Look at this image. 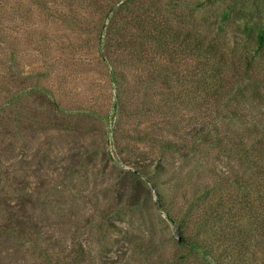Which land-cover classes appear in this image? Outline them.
Wrapping results in <instances>:
<instances>
[{
	"label": "rangeland",
	"instance_id": "rangeland-1",
	"mask_svg": "<svg viewBox=\"0 0 264 264\" xmlns=\"http://www.w3.org/2000/svg\"><path fill=\"white\" fill-rule=\"evenodd\" d=\"M197 1L207 2L0 0V107L22 95L5 128L0 117V192L12 210L19 196H32L23 213L39 230L32 238L0 234V264H69L76 252L81 264H216L181 244L182 196L252 171L230 149L264 128V54L247 66L244 39L228 23L211 43L224 56L213 74L209 55L149 38L164 25L208 45L218 32L214 15L234 1L194 10ZM134 39L148 56L141 61L121 48ZM173 72L186 77L191 97L180 96L177 81L166 85L163 75ZM221 73L224 87L214 91ZM42 86L62 112L37 98L33 89ZM166 141L181 151L161 149ZM135 169L152 181L132 178ZM196 212L185 216V239L203 240L216 257L226 234L255 235L252 219L236 209L231 230ZM249 252L246 264H264V242ZM224 256V264H242Z\"/></svg>",
	"mask_w": 264,
	"mask_h": 264
},
{
	"label": "trees",
	"instance_id": "trees-1",
	"mask_svg": "<svg viewBox=\"0 0 264 264\" xmlns=\"http://www.w3.org/2000/svg\"><path fill=\"white\" fill-rule=\"evenodd\" d=\"M221 1L224 0H207V2H211L213 4H217ZM232 1L234 2L225 5L220 11H218L217 14L214 15V21L211 22V25L216 27L218 32L216 35H213L215 37L212 38L208 45L205 44L200 36L193 35V33H190L189 31H168V28L164 25H157L156 29L159 31V34L155 37L150 36L149 38H152L159 48L163 46L161 38L164 42H166V39H172L177 43L180 42V45H186L187 48L192 47L196 52L207 54L210 56L212 62L213 68L211 72L213 74L216 72L220 73L218 66L224 64V56L222 50H219L218 47L212 45L211 43L221 41V34L224 33L225 26L228 23H233L237 25L239 33L242 35V39H244L245 60H247L246 64L247 66H251V64L254 63L256 56L260 57L261 54H264V0ZM207 2L197 1L194 6V10L204 9ZM179 18L185 19L183 15H179ZM134 41H136V43L131 41L126 43V47L121 48L128 51V56L130 58L132 57L131 61L134 59L141 61L142 59L147 58L148 56L146 55V51H144L142 42L137 39H134ZM124 42L125 41H122L121 43L124 44ZM220 45L224 46L223 43H220ZM123 52L127 55L126 51ZM102 57L105 61L107 60L106 56L102 55ZM247 71H250L251 73V69H247ZM222 75V73L221 76L213 75L215 78L220 80V86L214 87L212 90L215 91L223 89L224 86L221 82ZM111 77L114 83L118 82L119 79L116 78V73L114 74L113 72ZM253 77L254 75H252V73L247 75L248 80H253ZM163 78L166 85L173 81L179 82V85L182 87V94H180V96L187 95V97H191L190 93L192 91L190 92V88L186 87L185 84H187V82L184 81L186 77L181 73L177 74L173 72L171 75L164 74ZM215 78L213 79V84L218 81ZM33 92L43 103H46L55 110H61L59 107L60 105L53 97L51 91L47 88L43 86L37 87L33 89ZM21 97L22 95L19 94L12 95V97L0 107V117L2 119L3 128L7 126L5 124L13 120L12 115L14 105ZM118 107L119 105H115L117 110ZM8 108L13 111L10 114H6V116L4 111ZM215 141V139H205V142L209 144L215 143ZM178 145L179 144L175 141H166L163 145L161 144V149L180 152L181 148H178ZM230 150L249 162L253 168L252 171H250L247 175H236L231 179H227L223 182L222 186L220 187L219 185L215 191H213L214 187L210 188L208 186L205 187L201 194H198L197 191L191 189V191L188 192V199H186L188 195L183 193L184 195L182 196V199L186 203L188 209L186 210V213H184V215L182 214V217H180L184 220H178L180 222L179 227L181 228V234L183 236L181 244L190 249L193 253L203 254L206 259L213 258L216 264H224V254H234L239 258L238 260L242 264H246V257H241L242 253L252 256L253 253L249 252V250L252 247L261 245L264 242V128L262 131H256L249 139H242L240 144L232 145ZM3 174L7 175V172H4ZM129 175L137 180H141L142 177H146L152 181V179H150L151 174L146 171H139L138 169H135L133 171H129ZM154 186L156 187V185ZM214 192H216V194H213ZM28 196L29 195L26 194L19 196L18 200H20V204L19 206L16 205V210H12L11 208L8 209L10 207V200L12 199L8 195H4L0 192V209L7 207L6 209L10 214L9 219L0 224V234L28 238L31 236L34 237L35 233H39L37 226L38 223L30 217L26 218V213H23L25 206L23 202H32L33 197L30 196L28 198ZM1 206L3 207L1 208ZM234 209L252 219V223H254V225L251 229L255 232L254 236H248L244 229L242 230L240 228H237L232 235L226 234L225 237L227 236V241L224 247H218L219 254L217 257L214 255L212 248L206 245L203 240L200 244V241L192 240L189 238L190 236L187 237L188 240L185 239V235L188 233L185 229L188 228V224L186 225L185 220L186 215L188 218H193L192 215L197 214L196 211L200 210L198 219L202 217L208 218V220H212L213 223L223 224L225 229L228 228L231 230L236 228L234 223L237 222L234 218ZM83 256V254L76 252L73 257V261L69 264L84 263L85 261Z\"/></svg>",
	"mask_w": 264,
	"mask_h": 264
}]
</instances>
